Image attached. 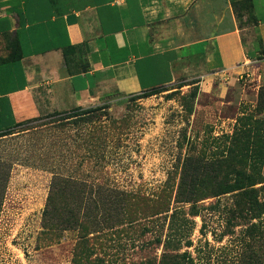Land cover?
<instances>
[{
    "label": "rangeland",
    "instance_id": "obj_1",
    "mask_svg": "<svg viewBox=\"0 0 264 264\" xmlns=\"http://www.w3.org/2000/svg\"><path fill=\"white\" fill-rule=\"evenodd\" d=\"M248 66L0 137V264H264V52ZM241 170L254 193L213 195Z\"/></svg>",
    "mask_w": 264,
    "mask_h": 264
},
{
    "label": "crops",
    "instance_id": "obj_2",
    "mask_svg": "<svg viewBox=\"0 0 264 264\" xmlns=\"http://www.w3.org/2000/svg\"><path fill=\"white\" fill-rule=\"evenodd\" d=\"M0 38V58L12 40L22 56L0 64L2 133L171 86L189 67L249 70L264 50V0H0Z\"/></svg>",
    "mask_w": 264,
    "mask_h": 264
},
{
    "label": "trees",
    "instance_id": "obj_3",
    "mask_svg": "<svg viewBox=\"0 0 264 264\" xmlns=\"http://www.w3.org/2000/svg\"><path fill=\"white\" fill-rule=\"evenodd\" d=\"M235 7H236L235 12L238 13L239 9L242 6L237 7V5H236ZM257 39H258L259 44L262 45V41H261L260 37H257ZM7 47L10 49V54L6 58H0V64L6 63V62H14V61L19 60L22 57L21 54L18 53V43L16 40L7 41ZM0 50H2V49L0 48ZM262 52H264V50H262ZM165 88L166 87H158V88L152 89L150 91H146L143 94L138 95L137 98H148V97H151L154 95H158L160 93L165 92L166 91ZM101 108L102 107H100V106H95V107H91V108H87V109L75 108L72 111L66 112V113H59V112H53V113H57V114L63 116L64 119H72V118L88 116V115L93 114L94 112L100 110ZM35 120H38V117L17 123V124H15V128L8 129V130L0 133V137L11 135L12 133H14L13 131L15 129L20 128V127H22L28 123H31ZM234 140L237 142V138H234ZM231 146L228 147V155H230L236 148V147L231 148ZM224 161H225V159L219 160L218 164L220 166H222ZM230 163H234V162L230 161ZM237 164L242 165V160L238 161ZM232 174L233 173L230 172L228 176H231ZM235 174L237 175V178L234 179L233 183H232V181L229 182L227 177H222L220 180H219L220 177H218L217 178L218 188H217V191H215L213 193V195L220 196L222 194L237 191L238 192L237 193L238 198L241 201H243V199L245 198L246 195H251L252 193L255 192V188H252V187H254L257 184L258 180L260 179L259 177L255 178L254 175L248 176L247 173H245L243 170L238 171ZM189 178H190V176H189ZM190 180L193 182L194 181L196 182V180H194L193 178H191ZM199 194L200 193L184 192V190L179 189V191L177 193V198L180 199V202L191 203L194 205L197 201L201 200L200 197H198ZM192 209H194V208H192ZM197 214H198V212L195 211L193 213V216H196ZM175 216H176V213L173 212L172 218H174Z\"/></svg>",
    "mask_w": 264,
    "mask_h": 264
}]
</instances>
